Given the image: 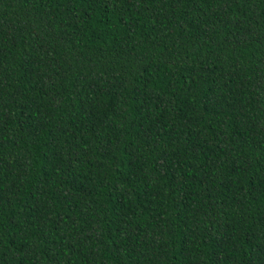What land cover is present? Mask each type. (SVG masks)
<instances>
[{
	"label": "trees",
	"instance_id": "1",
	"mask_svg": "<svg viewBox=\"0 0 264 264\" xmlns=\"http://www.w3.org/2000/svg\"><path fill=\"white\" fill-rule=\"evenodd\" d=\"M0 264H264V0H0Z\"/></svg>",
	"mask_w": 264,
	"mask_h": 264
}]
</instances>
